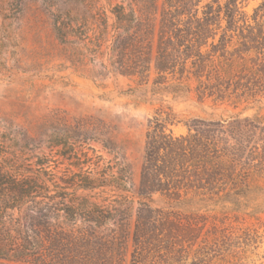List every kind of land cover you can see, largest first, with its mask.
Returning a JSON list of instances; mask_svg holds the SVG:
<instances>
[{
  "label": "trees",
  "instance_id": "obj_1",
  "mask_svg": "<svg viewBox=\"0 0 264 264\" xmlns=\"http://www.w3.org/2000/svg\"><path fill=\"white\" fill-rule=\"evenodd\" d=\"M106 1L107 8L90 0L52 4L58 6L51 28L69 66L94 79L128 77L134 82L128 94L193 92L235 107L264 97V0L251 14L242 9L247 0ZM49 118V128L36 136L21 134L31 152L41 138L46 143L35 154L37 169L24 173L17 157H1L0 264H218L230 235L197 234L190 221L206 217L180 205L191 198L200 205L264 201L263 114L193 118L184 122L187 134L176 136L168 126L177 116L158 109L146 136L132 224V199L124 194L131 172L111 161L99 166L87 153H96L93 142L114 154L105 122L93 115L68 121L64 111ZM52 152L76 169L53 171ZM97 188L119 193L98 201ZM154 194L170 207L153 205Z\"/></svg>",
  "mask_w": 264,
  "mask_h": 264
},
{
  "label": "rangeland",
  "instance_id": "obj_2",
  "mask_svg": "<svg viewBox=\"0 0 264 264\" xmlns=\"http://www.w3.org/2000/svg\"><path fill=\"white\" fill-rule=\"evenodd\" d=\"M90 1H94V7H108L106 0ZM259 1L247 0L242 9L251 14ZM54 2L57 0H0V163L1 157H17L16 164L22 172L38 168L35 154L39 149L46 150V143L41 138L40 148L31 152L30 147H23L21 134L26 130L36 136L49 128L50 112L64 111L68 121L75 116L98 117L111 132L115 152L109 155L99 144L91 142L97 151L88 150L87 153L90 161L98 162L99 166L111 161L114 168L126 174L131 172L132 185L124 194L132 199V224L146 136L150 120L158 109L169 108L177 116L179 122L168 126L176 136L187 134L184 122L193 118H227L235 113L264 115V97L235 107L225 101L198 98L193 92L184 97L151 94L148 89L128 94L125 90L134 85L128 77L110 73L106 78L94 79L85 69L69 66L63 60L65 51L50 24V17L56 14L54 9L58 6L52 5ZM13 135H17V139L11 137ZM96 154L104 158L103 163ZM51 155L48 163L53 171L70 167L68 161L55 152ZM102 190L97 188L92 192L98 201L119 193L106 188ZM153 198V205L170 207L168 198L159 194H154ZM258 201L260 203L255 204ZM195 202L191 198L180 207L183 211L206 217L204 221H190L197 227V234L217 229L230 235L229 249L221 251L218 264H264V201L261 198L247 200L238 206L223 200L203 205Z\"/></svg>",
  "mask_w": 264,
  "mask_h": 264
}]
</instances>
